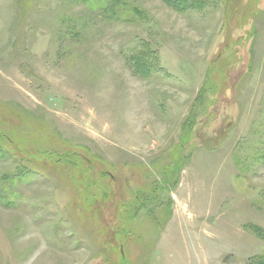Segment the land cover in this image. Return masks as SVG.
I'll return each instance as SVG.
<instances>
[{
    "label": "rangeland",
    "instance_id": "rangeland-1",
    "mask_svg": "<svg viewBox=\"0 0 264 264\" xmlns=\"http://www.w3.org/2000/svg\"><path fill=\"white\" fill-rule=\"evenodd\" d=\"M197 1L0 0V264L264 254V0Z\"/></svg>",
    "mask_w": 264,
    "mask_h": 264
},
{
    "label": "trees",
    "instance_id": "trees-1",
    "mask_svg": "<svg viewBox=\"0 0 264 264\" xmlns=\"http://www.w3.org/2000/svg\"><path fill=\"white\" fill-rule=\"evenodd\" d=\"M167 5L171 6L177 11L181 12H188L195 10V5L198 3L200 6H202L204 3L203 1H197V0H163ZM114 14H116V10L114 11ZM134 70L136 73H142L145 76L149 75L151 70L148 68L146 64H144L143 61H138L133 65ZM255 230L254 232H257L260 234V229H257L255 226L253 227ZM233 260L232 255H227L223 262L221 264H231ZM248 264H264V254L256 255L253 258H250L248 260Z\"/></svg>",
    "mask_w": 264,
    "mask_h": 264
}]
</instances>
